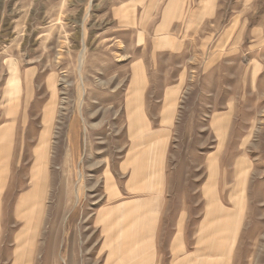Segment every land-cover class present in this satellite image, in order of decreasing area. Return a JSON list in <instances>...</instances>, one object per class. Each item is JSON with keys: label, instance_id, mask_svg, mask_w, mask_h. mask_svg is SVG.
<instances>
[{"label": "rangeland", "instance_id": "obj_1", "mask_svg": "<svg viewBox=\"0 0 264 264\" xmlns=\"http://www.w3.org/2000/svg\"><path fill=\"white\" fill-rule=\"evenodd\" d=\"M0 132V264H264V0H0Z\"/></svg>", "mask_w": 264, "mask_h": 264}, {"label": "bare ground", "instance_id": "obj_2", "mask_svg": "<svg viewBox=\"0 0 264 264\" xmlns=\"http://www.w3.org/2000/svg\"><path fill=\"white\" fill-rule=\"evenodd\" d=\"M15 70H16V68L13 66V69H12V71L13 72H15ZM16 84L18 85V79H16ZM55 96V95H54ZM53 99V98H52ZM50 106V105H49ZM54 106V105H53ZM51 110V109H50ZM49 111V110H48ZM48 111H46V112H48ZM54 111V110H53ZM9 129V128H8ZM2 132H5V131H2ZM5 135H4V133H1L0 132V141H3V139H5V137H4ZM158 139V138H157ZM34 195H35V193H34ZM33 195V196H34ZM225 219V218H224ZM232 219V218H231ZM231 222V221H230ZM227 229V228H226ZM225 230V229H224ZM218 234V233H217ZM226 234H228V233H226ZM224 235V234H223ZM228 237H229V235H228ZM136 238V237H135ZM224 242V241H223ZM217 244V243H216ZM222 245V244H221ZM210 246V245H209ZM225 247V246H224ZM219 248H221V247H218V249ZM222 249V248H221ZM223 255H224V253H222ZM216 256V255H215ZM214 256V257H215ZM218 256V255H217ZM216 258V257H215ZM221 258V257H220ZM217 261V260H216ZM219 262V261H218ZM218 264V263H217Z\"/></svg>", "mask_w": 264, "mask_h": 264}, {"label": "crops", "instance_id": "obj_3", "mask_svg": "<svg viewBox=\"0 0 264 264\" xmlns=\"http://www.w3.org/2000/svg\"><path fill=\"white\" fill-rule=\"evenodd\" d=\"M155 250H156V247H155V246H153L154 255H155ZM155 263H157V262H155Z\"/></svg>", "mask_w": 264, "mask_h": 264}]
</instances>
